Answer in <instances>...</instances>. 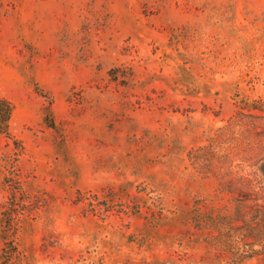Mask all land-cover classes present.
Returning a JSON list of instances; mask_svg holds the SVG:
<instances>
[{
	"label": "rangeland",
	"instance_id": "obj_1",
	"mask_svg": "<svg viewBox=\"0 0 264 264\" xmlns=\"http://www.w3.org/2000/svg\"><path fill=\"white\" fill-rule=\"evenodd\" d=\"M0 264H264V0H0Z\"/></svg>",
	"mask_w": 264,
	"mask_h": 264
},
{
	"label": "trees",
	"instance_id": "obj_2",
	"mask_svg": "<svg viewBox=\"0 0 264 264\" xmlns=\"http://www.w3.org/2000/svg\"><path fill=\"white\" fill-rule=\"evenodd\" d=\"M13 109V104L8 99L0 97V131L7 135H9Z\"/></svg>",
	"mask_w": 264,
	"mask_h": 264
}]
</instances>
